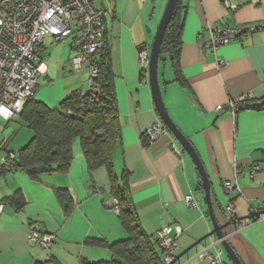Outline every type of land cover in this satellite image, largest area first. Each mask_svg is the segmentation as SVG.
Here are the masks:
<instances>
[{
  "label": "crops",
  "instance_id": "obj_1",
  "mask_svg": "<svg viewBox=\"0 0 264 264\" xmlns=\"http://www.w3.org/2000/svg\"><path fill=\"white\" fill-rule=\"evenodd\" d=\"M99 1L100 7L92 0L97 9L112 11L111 15L107 12L105 24L116 75L120 128L111 155L112 174L105 165L88 163L79 138L73 143V161L66 172H43L33 180L24 171L8 172L0 166V205L3 199L18 194L26 205L4 207L0 213V264L116 260L113 245L129 237L120 213L114 210L117 198L113 194L114 185H123L125 172L129 206L143 231L155 236L171 227L180 260L187 261L193 251L218 240L204 202L202 176L192 157L169 131L156 141L147 136L151 127L163 121L155 107L149 75L142 77L138 51L151 49L168 0ZM230 2L235 9L225 7L221 0H182L179 62L188 87L181 85L175 69L174 75L173 70L162 75L161 63L159 83L171 119L207 172L215 218L226 241L242 264H264V218L253 215L254 211L264 215V109L244 106L237 113L229 109L231 102L242 97H248L249 106L264 104V28L247 32L216 52L203 45L209 42L212 30L263 25L264 0ZM42 50L47 73L41 76L42 82L38 80L37 88L45 91L36 98V90L35 101L57 108L73 93L90 90L87 65L74 71L72 62L78 52L72 43L47 36ZM218 60L225 65L219 67ZM221 105L223 110H218ZM0 149L9 152L5 144ZM255 165L262 169L252 178L249 172ZM236 170L244 175L237 193L229 196L223 183L232 181ZM60 189L64 190L62 200L56 195ZM189 196L197 207L187 204ZM232 204L231 213L227 206ZM34 225L55 236L51 249L43 250L29 241ZM212 252L219 253V247ZM221 258L225 264H234L224 249ZM186 264L208 261L196 258Z\"/></svg>",
  "mask_w": 264,
  "mask_h": 264
},
{
  "label": "built area",
  "instance_id": "obj_2",
  "mask_svg": "<svg viewBox=\"0 0 264 264\" xmlns=\"http://www.w3.org/2000/svg\"><path fill=\"white\" fill-rule=\"evenodd\" d=\"M229 9H235L230 0H221ZM109 15L112 11H107ZM106 11L97 9L91 0H0V117L11 120L20 115L27 102L35 95L38 80L47 73V66L42 61V46L47 36L62 42L70 39L74 49L78 52L73 59V68L80 71L85 65L90 70V90L93 89L94 79L99 73L96 58L105 48L107 28L105 24ZM264 28L250 26L248 28L231 27L212 30L210 40L203 45L216 52L220 47L233 43L241 35L247 32H255ZM151 49L142 47L138 51V57L142 71L149 75ZM219 67L225 65L223 60H218ZM84 94V93H83ZM248 97H242L230 103L229 109L237 113L245 106ZM223 110V106L217 107ZM168 134L163 122L159 121L151 127L147 136L150 141ZM176 148V147H175ZM177 150V149H176ZM177 153L179 151L177 150ZM18 156L12 152H5L0 158V166L4 171L18 169ZM262 169L261 165H255L249 172L250 177ZM244 175L236 170L232 181L223 183L227 195L233 196L239 190V180ZM114 210L120 213L118 201ZM189 206L197 207L192 196L186 198ZM234 204L227 206L229 212H233ZM4 205H0V213ZM255 218L264 215L253 212ZM171 227L157 232L160 246L165 251L166 264H186L177 258L178 243L173 237ZM29 241L38 245L43 250L51 249L55 236L44 233L38 225L32 226L28 237ZM227 240V236L211 243V248L206 245L205 252L197 258L205 259L208 264H225L221 258L223 249L221 243ZM219 247V253L213 254L212 249ZM200 252V250H198Z\"/></svg>",
  "mask_w": 264,
  "mask_h": 264
},
{
  "label": "trees",
  "instance_id": "obj_3",
  "mask_svg": "<svg viewBox=\"0 0 264 264\" xmlns=\"http://www.w3.org/2000/svg\"><path fill=\"white\" fill-rule=\"evenodd\" d=\"M182 9L180 0L177 12L165 31L161 56L164 53L171 56L177 79L182 86L188 87L187 81L180 73L179 62L184 27ZM244 36L246 34L241 35L239 39ZM96 62L99 73L94 79L92 90L87 93H73L57 108L35 101L32 97L21 112L20 116L34 135L27 146L19 152L18 169L26 172L31 179L38 180L39 174L43 172H66L73 161V143L78 138L88 163L92 167L105 165L112 174L111 155L120 137V128L115 89L116 75L113 72L108 41ZM141 74L142 77L147 76L145 72ZM245 107L262 110L264 104L249 106L245 103ZM126 174L125 172L122 186H113V194L120 205L122 225L129 237L113 245L116 260L98 264H166V254L159 244L157 235H148L143 231L138 215L133 207L129 206L130 192ZM63 191L56 190L60 200ZM2 205L20 209L26 206L20 194L3 199ZM177 258L179 259L178 256Z\"/></svg>",
  "mask_w": 264,
  "mask_h": 264
},
{
  "label": "water",
  "instance_id": "obj_4",
  "mask_svg": "<svg viewBox=\"0 0 264 264\" xmlns=\"http://www.w3.org/2000/svg\"><path fill=\"white\" fill-rule=\"evenodd\" d=\"M179 3H180V0H168L167 7L164 11V14L161 19L159 28L157 30L153 45L151 47L150 66H149V82H150V87H151V91L153 94L155 107L162 121L164 122L168 130L173 134L175 139L180 142V144L183 146L185 151L189 153V155L192 157L193 161L195 162L196 166L198 167L200 171V174L202 176V185L205 191L204 202L207 205L209 214L212 218V222L215 227L216 237L217 239H221L223 238L224 235L215 218V213L213 209L214 205L212 201L213 192L211 189V183H210L209 177L207 175V172L205 171L203 164L201 163V160L199 159V156L197 155L195 149L193 148L192 144L183 135V133L178 129L176 124L171 119L167 111L166 105L164 103V99L162 96L161 87L159 83V63L161 59V47L163 43V38H164L165 31L169 23L171 22L172 18L175 16L177 12ZM242 108L243 107H241V109ZM221 247L229 254L234 264H242L238 256L235 254L233 248L230 246V244L227 241H223L221 243Z\"/></svg>",
  "mask_w": 264,
  "mask_h": 264
},
{
  "label": "rangeland",
  "instance_id": "obj_5",
  "mask_svg": "<svg viewBox=\"0 0 264 264\" xmlns=\"http://www.w3.org/2000/svg\"><path fill=\"white\" fill-rule=\"evenodd\" d=\"M94 3L98 7L101 6L100 5L101 3L99 0H94ZM67 42L69 43V45L71 44L70 39L62 41L61 43H67ZM75 56H76V54H75ZM138 61H139L140 69L142 70V66L140 64L139 57H138ZM160 63H161L160 70H161L162 75L164 74V72L166 70L168 73L170 70H173V75H174V67L171 64L172 63L171 62V56H169L168 54H165V53L162 54L161 59H160ZM167 77H168V75H167ZM39 81L42 82L43 77L42 78L40 77ZM39 81H38V83H39ZM40 86H41V83H40ZM37 91L38 92L36 94V98H39V93L43 92L45 90H43L41 87L39 89V86H38ZM87 92H88V88L86 89L85 93H87ZM33 135H34L33 131L30 128H28L26 122L19 115L15 116L11 120H5L2 117H0V147L1 146L3 147V145L5 144L6 149H8L9 152H12V153L18 155L21 148H23L24 146H26L30 142ZM2 152L7 153V151L0 149V157H2V155L4 154ZM120 212H121V210H120ZM210 244H211V242L209 241L207 243V246H209V248L212 247V245H210ZM205 247L206 246H202L199 249L200 252H198L196 250L193 251L190 255V259L188 262L196 259L200 254L205 252V249H204Z\"/></svg>",
  "mask_w": 264,
  "mask_h": 264
},
{
  "label": "bare ground",
  "instance_id": "obj_6",
  "mask_svg": "<svg viewBox=\"0 0 264 264\" xmlns=\"http://www.w3.org/2000/svg\"><path fill=\"white\" fill-rule=\"evenodd\" d=\"M163 124H164V122H163ZM164 126L166 127V125H165V124H164ZM166 129H167V131H169L167 127H166ZM169 132H170V131H169Z\"/></svg>",
  "mask_w": 264,
  "mask_h": 264
}]
</instances>
